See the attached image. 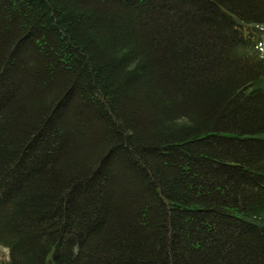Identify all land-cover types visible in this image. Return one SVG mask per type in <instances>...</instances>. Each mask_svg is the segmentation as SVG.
<instances>
[{
  "label": "trees",
  "instance_id": "1",
  "mask_svg": "<svg viewBox=\"0 0 264 264\" xmlns=\"http://www.w3.org/2000/svg\"><path fill=\"white\" fill-rule=\"evenodd\" d=\"M0 264H264V0H0Z\"/></svg>",
  "mask_w": 264,
  "mask_h": 264
},
{
  "label": "rangeland",
  "instance_id": "2",
  "mask_svg": "<svg viewBox=\"0 0 264 264\" xmlns=\"http://www.w3.org/2000/svg\"><path fill=\"white\" fill-rule=\"evenodd\" d=\"M7 250L0 247V260L6 259Z\"/></svg>",
  "mask_w": 264,
  "mask_h": 264
}]
</instances>
